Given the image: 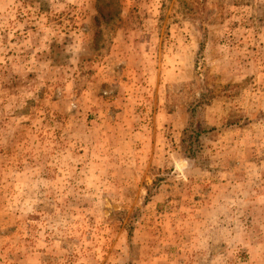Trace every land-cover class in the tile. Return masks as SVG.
Listing matches in <instances>:
<instances>
[{
  "label": "rangeland",
  "instance_id": "rangeland-1",
  "mask_svg": "<svg viewBox=\"0 0 264 264\" xmlns=\"http://www.w3.org/2000/svg\"><path fill=\"white\" fill-rule=\"evenodd\" d=\"M0 264H264V0H0Z\"/></svg>",
  "mask_w": 264,
  "mask_h": 264
},
{
  "label": "trees",
  "instance_id": "trees-1",
  "mask_svg": "<svg viewBox=\"0 0 264 264\" xmlns=\"http://www.w3.org/2000/svg\"><path fill=\"white\" fill-rule=\"evenodd\" d=\"M190 133V135H191V137L192 138H197L198 137V135H199V132H196V133H193V132H189ZM196 142H197V139H196ZM198 147V146H197Z\"/></svg>",
  "mask_w": 264,
  "mask_h": 264
},
{
  "label": "water",
  "instance_id": "water-1",
  "mask_svg": "<svg viewBox=\"0 0 264 264\" xmlns=\"http://www.w3.org/2000/svg\"><path fill=\"white\" fill-rule=\"evenodd\" d=\"M183 164H184V162L182 161V162L180 163L181 168L183 167Z\"/></svg>",
  "mask_w": 264,
  "mask_h": 264
}]
</instances>
